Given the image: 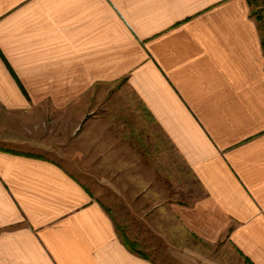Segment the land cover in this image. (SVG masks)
<instances>
[{
	"label": "crops",
	"instance_id": "1",
	"mask_svg": "<svg viewBox=\"0 0 264 264\" xmlns=\"http://www.w3.org/2000/svg\"><path fill=\"white\" fill-rule=\"evenodd\" d=\"M111 84L135 93L204 190L171 206L182 229L210 243L226 235L264 264V38L249 0H0L8 111L30 99L69 115ZM117 226L58 164L0 151V264H155Z\"/></svg>",
	"mask_w": 264,
	"mask_h": 264
},
{
	"label": "rangeland",
	"instance_id": "2",
	"mask_svg": "<svg viewBox=\"0 0 264 264\" xmlns=\"http://www.w3.org/2000/svg\"><path fill=\"white\" fill-rule=\"evenodd\" d=\"M28 101V110L8 111L0 103V149L42 156L79 179L153 263L247 264L226 235L207 242L171 215L172 205L193 206L204 199V190L127 85L97 86L89 98L69 106V115H57L53 102ZM125 172L142 179L137 188L123 180Z\"/></svg>",
	"mask_w": 264,
	"mask_h": 264
},
{
	"label": "trees",
	"instance_id": "3",
	"mask_svg": "<svg viewBox=\"0 0 264 264\" xmlns=\"http://www.w3.org/2000/svg\"><path fill=\"white\" fill-rule=\"evenodd\" d=\"M249 5L251 7V14L252 17L256 20V22L259 24V27L262 31L263 34V38H264V0H249ZM13 74V76L16 78L14 72H11ZM1 152H7V153H11V154H15V155H20V156H26V157H35V158H39V159H45L42 156H32L29 154H22V153H16V152H11V151H7V150H3L0 149ZM117 230L119 232V236L122 240V242L124 243V245L133 253L143 257L144 259L149 260V258L140 251L138 244L131 242L129 239H127V237L125 235H122L120 232V228L117 226ZM245 259V262L247 264H252L251 261L249 259Z\"/></svg>",
	"mask_w": 264,
	"mask_h": 264
}]
</instances>
